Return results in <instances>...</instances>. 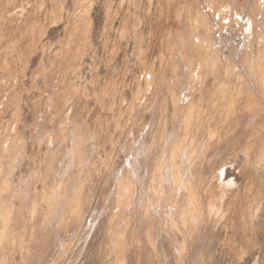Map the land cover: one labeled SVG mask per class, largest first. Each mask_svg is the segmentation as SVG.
I'll use <instances>...</instances> for the list:
<instances>
[{
  "label": "rangeland",
  "instance_id": "374dc122",
  "mask_svg": "<svg viewBox=\"0 0 264 264\" xmlns=\"http://www.w3.org/2000/svg\"><path fill=\"white\" fill-rule=\"evenodd\" d=\"M0 264H264V0H0Z\"/></svg>",
  "mask_w": 264,
  "mask_h": 264
},
{
  "label": "built area",
  "instance_id": "2783aa9c",
  "mask_svg": "<svg viewBox=\"0 0 264 264\" xmlns=\"http://www.w3.org/2000/svg\"><path fill=\"white\" fill-rule=\"evenodd\" d=\"M232 44H233V45H237V44H238V43H237V40H233V41H232Z\"/></svg>",
  "mask_w": 264,
  "mask_h": 264
},
{
  "label": "bare ground",
  "instance_id": "6f19581e",
  "mask_svg": "<svg viewBox=\"0 0 264 264\" xmlns=\"http://www.w3.org/2000/svg\"><path fill=\"white\" fill-rule=\"evenodd\" d=\"M191 86H192V85H191ZM20 114H21V113H20ZM159 140H160V139H159ZM48 160H49V159H48ZM53 182H54V181H53ZM49 184H50V183H49ZM44 201H45V200H44ZM66 201H67V200H66ZM119 202H120V201H119ZM63 203H64V202H63ZM52 205H53V204H52ZM52 205H51V206H52ZM67 206H68V205H67ZM68 208H69V207H68ZM52 212H53V211H52ZM68 220H69V219H68ZM83 220H84V219H83ZM68 235H69V234H68ZM119 247H120V246H119Z\"/></svg>",
  "mask_w": 264,
  "mask_h": 264
}]
</instances>
